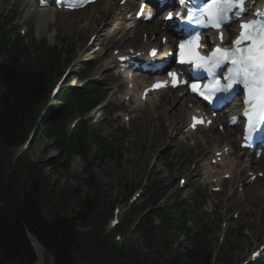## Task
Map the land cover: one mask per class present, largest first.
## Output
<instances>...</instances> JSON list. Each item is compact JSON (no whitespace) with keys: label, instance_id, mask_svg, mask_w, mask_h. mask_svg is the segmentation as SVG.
I'll return each mask as SVG.
<instances>
[{"label":"rangeland","instance_id":"rangeland-1","mask_svg":"<svg viewBox=\"0 0 264 264\" xmlns=\"http://www.w3.org/2000/svg\"><path fill=\"white\" fill-rule=\"evenodd\" d=\"M103 4L100 2L94 7L89 6L74 13H51L53 20L47 19V25L40 29L37 26L36 21L38 18L35 15L25 17V12L23 11L25 8L24 0H0V15L8 19L14 17V26L21 34L23 30H26L24 33L28 41L39 42L45 39L49 45H53L61 37H67L70 44L75 46V52L71 57L72 60H70L68 65L62 67L61 72L66 68L70 69L69 75H73L71 79L73 86L81 87L87 83H99L107 86L103 82L107 80L108 74H105V76L101 74L107 72L106 61L112 49L111 45H104L106 37L110 34L109 31H105L104 36L101 38L96 37L92 43L88 44L89 36L95 32L92 25L95 9H101ZM141 39L144 38L141 36ZM86 47H90V51H85ZM103 54L104 57L100 60L99 58ZM81 72L85 74L81 77H76ZM59 78L60 76L57 75L52 85ZM114 80H117V78L112 79V81ZM105 91L107 96L106 100L101 104L103 107L98 108L92 118L96 128L104 136H107L113 143L120 145L121 160H116L117 154L105 158L102 163L95 165L93 168L95 176H91L90 173L91 179H89L86 170L90 169L86 168V161L79 156L68 155L61 151L57 147L54 135L46 136L36 131V135L33 136L31 141L25 145L26 147L22 146L23 148L21 149L26 150L25 153H28L33 163H40L39 165L42 167L44 178L42 183L44 184L41 185V190L45 192V196L41 200L43 216L53 219L57 214L59 216H69L74 215L78 211L84 212L80 208L85 199H89L97 208L93 209L90 217L79 227L78 243L74 252V257H76L78 263L112 264L116 262L107 260L112 254L109 255L104 249L105 245L103 242L109 240V236L104 233L111 234L112 239L118 245L125 244L128 250L131 249L128 257L130 258V263L134 264L141 256L140 251L146 256L148 262L145 263L149 264L150 261L161 256L169 260L174 253L181 251L187 245L186 236L182 233H177L174 244L169 245V250H163L162 247L156 245L150 246L142 229L132 230L133 225H135L134 221L137 222L139 219L138 214L131 216L132 222L129 226H125L126 231L124 232L115 233L119 230L120 224L114 227L111 226V215V218L114 215H118L120 222L126 221L130 217L131 209H128L129 205L133 203L134 205L141 204L143 195L137 197V199L135 195L142 191L140 186L137 185L145 183L146 179L150 177L162 181L167 187L166 198L162 199L163 203L167 200L172 201L175 196H179V198L188 201L189 214H192L193 217L194 215H199L203 222L207 220V227L212 229L209 234L207 233L208 239L211 240L215 253L219 254L220 248L225 246L231 239L233 246L231 247L232 252L229 264H239L242 260L247 259L246 257L250 250L264 239V196L259 195L256 189H253L250 185L244 190L246 194L244 199H240L238 193L236 196H231V193L227 194L226 192L220 198L221 204L226 205L224 207L226 211H219L216 218L211 221L209 216L198 208L197 204L200 199L203 202L206 196H209L207 198L208 201L213 196L210 195L209 190L205 192L202 187L197 186L200 184L195 177L197 174L195 166L197 165L198 150L193 146L189 149L180 146V142L175 140L176 138H174L173 143H160L156 134H143L137 131L138 124L141 125L142 123L143 114L146 112L151 116L154 114V104L152 103L136 112V117L128 122L131 128H123L121 117L119 120H114V116L108 115L111 103L117 100V96H115V100L111 94L113 92L111 88ZM53 105V99L49 98L45 105L46 108L47 106L48 108L50 106L54 107ZM0 150L3 152V148H0ZM17 168L20 169L17 176L19 178L22 177V180L25 179L28 170L26 165ZM7 170L10 171L11 168L8 167ZM39 170L35 171L31 184L24 188V195L19 196L22 197L20 199H24L23 197L29 194L26 192L27 190L36 187V183L40 178ZM13 173L17 174L16 171ZM181 177L186 180L183 186L180 181ZM46 178L47 181L45 182ZM91 180L99 185L103 191L95 189ZM130 191L129 197L126 198ZM15 194L8 195V197H4L2 194L4 198L0 196V205L6 198H17H13ZM20 199L14 201V203H18ZM193 205L195 206L192 209ZM235 211H240L238 218L234 217ZM146 216H142L144 225L150 222H157L156 219L149 221V217L146 218ZM191 222L192 220L188 219V225L192 226ZM223 223L225 225H222ZM223 231L224 236L222 238ZM94 239L102 241L99 244L103 248L100 245L98 247ZM102 250L104 253H102ZM45 254L47 264H53L51 255L47 252ZM262 264H264V259Z\"/></svg>","mask_w":264,"mask_h":264},{"label":"trees","instance_id":"trees-1","mask_svg":"<svg viewBox=\"0 0 264 264\" xmlns=\"http://www.w3.org/2000/svg\"><path fill=\"white\" fill-rule=\"evenodd\" d=\"M35 50L38 51L37 48ZM56 51V48L48 49L31 57L21 39H11L0 24V148H3V152L0 150V196L4 198L16 193L13 198L17 197L6 198L0 205V264H34L36 256L28 239V232L35 236L45 251L51 255L53 264H80L74 257L79 227L90 217L93 209H97L94 203L85 199L80 208L84 212L78 211L69 216L57 214L53 219L46 218L42 215V206H38V202L41 204L45 196V192H41L44 178L40 163H33L26 156H22L13 165L11 164L14 149L27 139L29 132L37 124L49 87L60 72L63 57ZM92 92L90 87L85 90L65 88L60 95L64 108L50 111L43 118L38 129L39 134L54 135L57 147L61 151L68 155L79 154L84 158L87 157L91 145L94 144L92 142L95 141L97 151L94 156L102 157L108 148L106 143L97 135H92L84 122H81L71 135L66 134L62 129L66 117L74 111L80 114L91 105L89 97ZM24 165L28 170L27 177L22 180V177L17 176L20 170L17 167ZM8 167L11 168L10 171L7 170ZM38 170L40 178L36 187L27 190L29 194L24 196V199H20L22 197L19 196L24 195V188L31 184L32 176ZM15 171L17 174L13 173ZM90 173L91 176H95L89 171V179H91ZM91 182L95 189L103 191L94 181ZM158 188L159 185L148 187L144 203L131 207L130 217L121 222L119 230L122 231L126 229V225L131 224L133 214L139 215L142 210L151 206L153 208L146 218L149 217L150 221L156 216L159 225L154 222L144 225L143 220H140L135 230L142 229L150 246L156 245L163 250H169L171 236L168 231L171 228H178L179 220L183 218V211L180 210L175 216L173 212L165 213L163 207H155L163 194ZM19 199L18 203H14ZM175 209L182 208L176 206ZM7 210L10 211L8 216H6ZM104 234L109 236V240L103 242L104 249L109 255L112 254L107 260L116 261L112 264H134L130 263L128 257L131 249L128 250L125 244L118 245L111 234ZM94 242L98 247L99 245L102 247L99 244L102 241ZM140 253L141 256L135 264H146L145 262L148 261L145 254L141 251ZM171 257L168 260L161 256L150 261L149 264H210L211 250L206 239L192 235L190 246L183 252L174 253ZM227 260V253H224L221 261Z\"/></svg>","mask_w":264,"mask_h":264},{"label":"snow or ice","instance_id":"snow-or-ice-1","mask_svg":"<svg viewBox=\"0 0 264 264\" xmlns=\"http://www.w3.org/2000/svg\"><path fill=\"white\" fill-rule=\"evenodd\" d=\"M185 3V0H180ZM247 11L245 0H208L206 6L199 10V17L191 8L188 9L187 19L195 23H203L205 26L220 28L227 23L230 14L237 17L242 16ZM260 20H252L241 24V31L238 39L233 42L231 48H216L209 56H200L190 49V58L187 62L195 67L203 69L212 75L215 70L224 64H229L228 81L226 86H221L216 80L214 85L207 86L209 94H204V98L209 99V95L218 92H227L235 85H240L246 92L244 101L246 109L244 115L248 117L249 128L253 131L258 126L264 125V12L256 14ZM171 19V15H169ZM198 39V37H197ZM186 45L180 44L181 61H185L184 49ZM155 50H153V55ZM175 82V73H169ZM199 85L192 84L193 91H197Z\"/></svg>","mask_w":264,"mask_h":264},{"label":"bare ground","instance_id":"bare-ground-1","mask_svg":"<svg viewBox=\"0 0 264 264\" xmlns=\"http://www.w3.org/2000/svg\"><path fill=\"white\" fill-rule=\"evenodd\" d=\"M94 4H92L90 6H94ZM104 4L105 5L102 6V9H105L106 7L109 6L108 2H105ZM25 6L27 7V11H29V12L32 11V14H34L36 16H40L41 18L43 17V14L51 13L53 11L52 7H50V8L38 7L34 3L33 0H28L25 3ZM32 6H34L33 9H32ZM96 12L99 13L98 11H96ZM103 16H104V13H102L98 17L95 15L93 16L94 20L92 21V25H93L94 30L97 28V24H98L99 20H103ZM123 16H125V14ZM106 25H108V24H106ZM104 29H101L100 31H103ZM143 30L148 31L150 34H152L154 32H158V31H161L162 34H166V28H163L162 22H159V21H157L154 24L144 25ZM101 34H102V32H101ZM129 42L135 43L137 50H140L142 47H145L147 44H151V45L156 44L157 38H155L154 42L149 41V42H146L144 44H142V43L140 44L138 41V38H135V40H130ZM169 42H171V38H169ZM166 48H168V45H166L164 47V49H166ZM111 58H112L111 62H114L115 57H113V55H111ZM99 59L102 60V58H99ZM144 85H145V82L142 81L140 83L139 88L141 89V87H143ZM162 93H163L162 91L155 92L152 94V96L149 99H151L154 95H158V94H162ZM136 102L138 105L143 104V102L139 99L138 96H136ZM174 102L175 103L180 102L178 92H177V94H171V95L169 94V92H166V95L161 96L158 100V103L155 105L156 106L155 107L156 116L149 117L147 114H145L142 118V123H141L140 128H139L140 132L143 134H147V133L156 134L158 136V140L160 143L172 142L173 141L171 138L172 135H170L171 132L174 129H178L180 126V123L183 122L185 117H187L189 115V113L192 111L191 109L186 108L183 103H180L179 106H176V104H174ZM172 103H173V106H171ZM164 118L166 120H168V122L170 124V125L165 127L166 131L170 130V134H166L164 127H162V126L156 127L153 124V122L155 120L161 124V122ZM189 133L192 134V132H189ZM212 140L215 141V149L214 150H219L220 149L219 146L222 143L229 146L228 154H225V153L222 154V167L224 168V171L222 173L230 172V174H232L234 172V170L240 171V166L243 165L244 163H241L240 166H238L236 164L235 160L230 159V155L234 151H236V147H237L236 126H228L224 129V131L222 133L214 132L212 135ZM239 153L240 152L238 151V154ZM245 154H246V152H245ZM244 162H246V164L243 167L247 166V164L249 162V164L251 166H254L256 168V170L263 169V171H264V157L259 159V160H256L254 158H252L250 160L246 159ZM219 181H221V179H219ZM261 181H264V180H261ZM41 192H42V190H41ZM261 194L264 195V188L261 189ZM38 206L39 207L41 206L40 202H38ZM9 214H10V211L7 210L6 216H8ZM32 241H33V250L35 251L36 255H38V257H39L38 264H47L45 250L43 249V247L41 246V244L37 240L32 239Z\"/></svg>","mask_w":264,"mask_h":264},{"label":"water","instance_id":"water-1","mask_svg":"<svg viewBox=\"0 0 264 264\" xmlns=\"http://www.w3.org/2000/svg\"><path fill=\"white\" fill-rule=\"evenodd\" d=\"M37 258L39 259L38 255H37ZM36 264H38V261H36Z\"/></svg>","mask_w":264,"mask_h":264}]
</instances>
